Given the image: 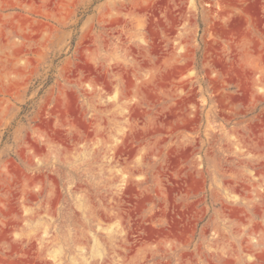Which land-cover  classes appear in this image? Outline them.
Instances as JSON below:
<instances>
[{
  "label": "rangeland",
  "instance_id": "obj_1",
  "mask_svg": "<svg viewBox=\"0 0 264 264\" xmlns=\"http://www.w3.org/2000/svg\"><path fill=\"white\" fill-rule=\"evenodd\" d=\"M0 264H264V0H0Z\"/></svg>",
  "mask_w": 264,
  "mask_h": 264
}]
</instances>
